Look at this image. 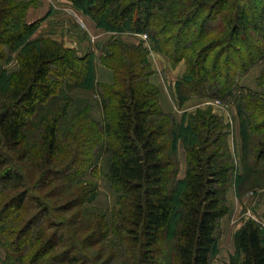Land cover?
Listing matches in <instances>:
<instances>
[{"label":"trees","instance_id":"obj_1","mask_svg":"<svg viewBox=\"0 0 264 264\" xmlns=\"http://www.w3.org/2000/svg\"><path fill=\"white\" fill-rule=\"evenodd\" d=\"M66 1L97 29L143 34L172 66L183 62L175 83L179 107L191 98L224 101L239 74L264 63V5L251 0ZM32 3L0 0V264H87L78 258L76 241L68 240L67 225L49 235L32 233L27 204L32 200L35 219L43 220L92 202L96 188L81 179L104 162L117 196L106 241L114 262L157 264L170 240V264H210L229 210L228 190L234 186L240 197L247 182L249 190L264 187V67L259 92L241 89L234 97L237 174L222 118L197 109L177 123L161 110L146 48L119 38L110 43L100 64L111 71L112 83H100L92 52L33 38L39 23L26 21ZM14 55L16 67L8 71ZM76 96L94 99L100 121L88 106L68 114ZM177 147L185 155L183 179ZM50 187L63 200L61 209L32 199ZM102 221L91 234L99 236L96 242L108 232ZM233 245L231 264H264L256 222L242 224ZM60 246L67 250L55 251Z\"/></svg>","mask_w":264,"mask_h":264},{"label":"rangeland","instance_id":"obj_2","mask_svg":"<svg viewBox=\"0 0 264 264\" xmlns=\"http://www.w3.org/2000/svg\"><path fill=\"white\" fill-rule=\"evenodd\" d=\"M251 2L257 3L256 6L258 5V7L260 5H264V0H251ZM81 17L83 18V16ZM79 19L80 18H77V21H80ZM77 26L79 25L77 24ZM89 42L90 43L88 44L91 47V41ZM146 43L147 46H150L148 39H146ZM93 48L94 45L92 44V49ZM148 48L152 49L151 47ZM84 51H91V48L87 47L86 49H84ZM6 67V70L8 71H12L13 69H15V55ZM263 67L264 63L258 61L246 73L239 74L236 79V86H234V88L232 89V94L227 96L224 101H218L210 98H191L190 100H188V107H190L191 110L193 109V113L197 109L209 108L212 110L213 114L222 118L224 125L227 127L228 145L237 167V174L241 173V165L239 160L241 148L238 118L236 116L234 107V97L238 95V92L241 89L253 93L259 92V88L256 85V80ZM172 69L174 70V67ZM163 73L165 75H173V73L170 71V68H168L167 71H164ZM170 85L172 87V80ZM178 112H180V110H178L177 108L175 111V119L177 123H179ZM176 158L179 164L178 179H183L185 171V155L183 151L178 147L176 150ZM106 171L107 166L106 162H104L96 167L95 170L90 171L91 173L89 171L86 172L81 181L95 186L96 196L92 202H85L82 206L77 207L76 209L73 208L69 212L54 213L52 215L50 214L48 218H45L43 220L39 219V221L38 219H35L36 211L31 206L34 205L33 201H28L27 209L29 210L28 214H30L27 215L28 217L32 216V218L35 220L30 221L32 223L31 225L33 226L32 233L37 229H44L47 231L46 235H49L54 231V227L59 232L62 230V225L65 224L69 229V233L68 235H66L68 237V240L74 239L76 241L75 244L79 246L77 247L79 259H85V261L88 262L87 264H127L122 261L114 262L112 260L113 251L110 252L108 250L109 248H107V246H109V243L106 241L110 240L112 236L110 227V215L115 207V200L117 196L109 187V184L105 179ZM249 187L250 183H245L243 189L244 192L240 197L236 195L234 186H232L228 190L226 195V205L228 206L229 210L228 214L220 220L218 238L211 253L210 264H231V258L235 257L233 235L245 222L254 221L259 224L261 229L263 230L264 237V221L262 219V216L264 215V187L253 188L250 190L248 189ZM52 191L53 190L51 187L44 188L38 192H33L31 194V197H33L32 199L38 197V200H40L45 205L52 207L54 210L61 209L63 206V200L61 198H55L54 196H52ZM101 217H103L104 220L102 221V223L105 222L107 225L108 232L106 233L104 241L100 242L98 240L99 242H96L99 236L97 234H91L96 228L95 225L97 223V219ZM169 242L170 240L165 243L166 247L163 250L162 256L157 258L156 260L157 264H164V262L165 264L171 263V252L169 251V248L167 249V246H170L168 244ZM61 250L66 251L67 249L61 248L60 246L59 248H56L55 251H58V253H60ZM53 253L54 252L50 253L49 255ZM3 258L4 253L0 248V261Z\"/></svg>","mask_w":264,"mask_h":264},{"label":"crops","instance_id":"obj_3","mask_svg":"<svg viewBox=\"0 0 264 264\" xmlns=\"http://www.w3.org/2000/svg\"><path fill=\"white\" fill-rule=\"evenodd\" d=\"M29 1V0H23ZM74 18H73V17ZM66 0H33L32 6L28 9L26 21L28 23L38 22V28L33 35L35 37H44L52 39L56 42H62L66 47L76 48L83 52L87 47L95 56L97 63V80L100 83H112V73L100 64V57L104 54L107 46L116 39L126 45L136 46L141 44L142 47L148 48L146 41L142 35L132 34L128 32H105L97 29L94 24ZM77 18L85 26L84 30L77 26ZM139 38V39H138ZM91 41V47L88 43ZM95 41V42H94ZM94 42V43H93ZM94 45V50L92 49ZM148 63L152 71L149 82L157 87L159 91V105L161 110L166 114H172L175 117V111L178 108L179 122L185 113H193L189 105V101L179 107L176 100L175 83L181 78L184 72V63L180 62L176 66H171L168 59L160 54H156L152 49L148 48ZM85 52V51H84ZM174 67V70L172 69ZM170 68L172 76L164 74V71ZM178 78V79H177ZM172 80V87L170 85ZM168 81V84H167ZM89 107L91 118L100 121V113L97 103L92 98L84 96H76L68 108V114L73 115L83 109Z\"/></svg>","mask_w":264,"mask_h":264},{"label":"built area","instance_id":"obj_4","mask_svg":"<svg viewBox=\"0 0 264 264\" xmlns=\"http://www.w3.org/2000/svg\"><path fill=\"white\" fill-rule=\"evenodd\" d=\"M77 23H78V25L80 26L81 29H83V30L85 29V28H84L85 26L82 24L81 21H77ZM142 37H143L144 40L146 41L147 37H146L145 35H142ZM147 47H150V46H147ZM217 104H218V103H217Z\"/></svg>","mask_w":264,"mask_h":264}]
</instances>
